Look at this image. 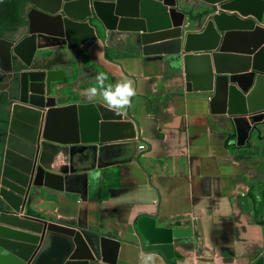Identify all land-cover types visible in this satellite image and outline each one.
<instances>
[{
  "label": "crops",
  "instance_id": "crops-1",
  "mask_svg": "<svg viewBox=\"0 0 264 264\" xmlns=\"http://www.w3.org/2000/svg\"><path fill=\"white\" fill-rule=\"evenodd\" d=\"M142 1L95 0L93 17L102 26L95 30L97 39L79 50H38L27 43L23 56L29 64L16 68L23 72L20 97L27 106L42 108L44 125L57 141L82 145L87 139L104 149L86 201L57 175L35 189L25 214L87 234L100 264H139L140 253L151 251L139 230L142 219H153L159 229L192 231L191 237L174 239L169 258L153 250L157 264L160 258L162 264H255L264 259V226L256 222L264 218L249 193L254 185H264V120H246L247 138L239 139L242 122L225 113L223 94L188 87L184 51L147 57L138 41L141 25L170 37L176 24L184 40L222 11L199 0H177L173 12L150 5L143 15ZM258 32L264 33V21L255 32L228 33L225 64L238 65L237 56L245 54L256 61ZM27 38L1 41L0 52ZM255 73L252 66L238 77L242 91L252 89ZM101 74L104 87L132 83L136 94L125 110L116 112L104 103ZM92 87L98 93L88 103L83 93ZM140 143L146 151L138 150ZM49 241L47 252L62 258L66 237L52 233Z\"/></svg>",
  "mask_w": 264,
  "mask_h": 264
},
{
  "label": "water",
  "instance_id": "water-1",
  "mask_svg": "<svg viewBox=\"0 0 264 264\" xmlns=\"http://www.w3.org/2000/svg\"><path fill=\"white\" fill-rule=\"evenodd\" d=\"M199 1L218 6L222 11L214 15L199 33H189L183 40L181 24L175 25L170 37L153 35L149 27L141 25L138 41L147 57L179 56L184 51L188 87L206 92L220 91L224 96L225 113L242 122L238 123V138L246 140L249 128L246 120H264V60L256 58L254 61L250 54H245L246 57L237 56L238 65H226L225 58L230 55L223 43L230 32L252 33L258 25H263L264 0ZM177 2L143 0L141 13L144 15L150 5L173 12ZM29 7L31 10L26 21L30 38L13 49V54L19 58L18 66H21L20 62L29 64L23 56L28 42L35 44L38 50L59 46L67 47L69 51L79 50L97 39L95 30L102 26L93 17L95 0H29ZM229 12L251 18L240 19L238 15H228ZM89 19L96 24L91 26ZM252 66H256L254 85L249 92L242 91L237 83L238 77L248 73ZM16 74L18 85L23 86V72ZM52 111L46 114V124H49ZM44 120L42 108L32 103L27 106L19 94L11 111L0 181V195L7 207V212L0 214V264H57L56 261L59 264H100L96 259L98 253L92 251L94 243L87 234L25 214L27 200L35 194V189L43 188L57 175L65 185L72 184V194L86 201L89 186L93 183L92 172L101 168L98 159L102 158L104 148L92 145L87 139L82 140V145L57 141L51 137ZM139 230L145 239L146 250H158L167 258L174 239L192 236L189 229H159L153 219L140 220ZM52 233L66 237L67 244L61 249L62 258L47 252ZM255 264H264V259Z\"/></svg>",
  "mask_w": 264,
  "mask_h": 264
},
{
  "label": "flooded vegetation",
  "instance_id": "flooded-vegetation-1",
  "mask_svg": "<svg viewBox=\"0 0 264 264\" xmlns=\"http://www.w3.org/2000/svg\"><path fill=\"white\" fill-rule=\"evenodd\" d=\"M30 10L29 0H0V42L12 43L28 35L26 18ZM18 62L19 58L13 54L12 48L5 47L0 52V181L9 137L11 111L22 90L16 81ZM5 212L7 207L0 195V214Z\"/></svg>",
  "mask_w": 264,
  "mask_h": 264
},
{
  "label": "clouds",
  "instance_id": "clouds-1",
  "mask_svg": "<svg viewBox=\"0 0 264 264\" xmlns=\"http://www.w3.org/2000/svg\"><path fill=\"white\" fill-rule=\"evenodd\" d=\"M176 65H173L175 67ZM106 77L101 74L97 77L100 85V95L103 97L104 103L113 111L120 112L125 110L129 105L131 98L135 96L136 92L130 81L117 83L114 87H104V80ZM98 89L96 87L88 88L83 93L86 102L93 103L97 96ZM162 264V258H160ZM139 264H157L156 254L152 251L141 252L139 257Z\"/></svg>",
  "mask_w": 264,
  "mask_h": 264
},
{
  "label": "rangeland",
  "instance_id": "rangeland-1",
  "mask_svg": "<svg viewBox=\"0 0 264 264\" xmlns=\"http://www.w3.org/2000/svg\"><path fill=\"white\" fill-rule=\"evenodd\" d=\"M256 40L257 42L254 45V50L256 51V58L264 60V33L258 32ZM256 211H257L258 217L263 219L264 218V205H262V203L257 205Z\"/></svg>",
  "mask_w": 264,
  "mask_h": 264
},
{
  "label": "trees",
  "instance_id": "trees-1",
  "mask_svg": "<svg viewBox=\"0 0 264 264\" xmlns=\"http://www.w3.org/2000/svg\"><path fill=\"white\" fill-rule=\"evenodd\" d=\"M93 24L95 25V21H93ZM249 198L252 201V204L254 205V207L258 204H264V185L262 184H256L252 187L250 193H249ZM257 223L260 225L264 226V219L263 220H258L256 219Z\"/></svg>",
  "mask_w": 264,
  "mask_h": 264
},
{
  "label": "built area",
  "instance_id": "built-area-1",
  "mask_svg": "<svg viewBox=\"0 0 264 264\" xmlns=\"http://www.w3.org/2000/svg\"><path fill=\"white\" fill-rule=\"evenodd\" d=\"M138 150L140 152H143V151H146L147 150V146L143 143H140L139 146H138Z\"/></svg>",
  "mask_w": 264,
  "mask_h": 264
}]
</instances>
